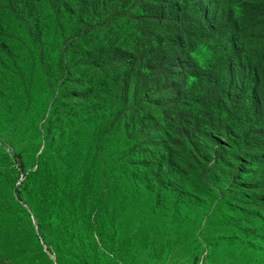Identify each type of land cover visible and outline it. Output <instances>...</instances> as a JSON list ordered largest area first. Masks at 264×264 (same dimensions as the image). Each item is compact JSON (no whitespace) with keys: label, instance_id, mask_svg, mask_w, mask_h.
Listing matches in <instances>:
<instances>
[{"label":"rangeland","instance_id":"obj_1","mask_svg":"<svg viewBox=\"0 0 264 264\" xmlns=\"http://www.w3.org/2000/svg\"><path fill=\"white\" fill-rule=\"evenodd\" d=\"M212 1L174 95L146 0H0V264H264V34Z\"/></svg>","mask_w":264,"mask_h":264},{"label":"trees","instance_id":"obj_2","mask_svg":"<svg viewBox=\"0 0 264 264\" xmlns=\"http://www.w3.org/2000/svg\"><path fill=\"white\" fill-rule=\"evenodd\" d=\"M80 2L86 0H79ZM119 0H103V11L104 13L109 12L114 8V5L118 3ZM145 1V0H144ZM141 6V12L137 15L140 25L144 21L152 20L153 23H157L158 33L151 40L153 45L159 43L162 46L160 53L154 52L155 55L149 56L150 61L146 64L148 71L152 72L156 79L155 85L161 86L162 92H173L174 95L181 93L188 85L189 81V69L185 65L171 64V60L176 56L177 52L182 51V49H188L195 46L200 42V33L210 29L214 31V25L216 23L212 22V18L215 19L213 14L214 3L212 0H194L190 5V1H187L184 9L178 10L176 5L172 4L170 0H146ZM244 4H252L254 12L252 13V18L255 20H250L248 25L253 31L252 36L260 37L264 34V0H238ZM235 0H224L220 5V10L227 13L229 8L233 6ZM194 4V5H193ZM220 4V3H219ZM190 5V6H188ZM193 5V7H191ZM149 6V7H148ZM249 6V5H248ZM151 9H155L153 12H148ZM188 12V17L186 13ZM192 13L189 16V13ZM181 17L178 18V14ZM234 13V10H232ZM198 14L201 19H198ZM230 24V23H229ZM246 25V27H249ZM226 25L223 24L220 30H225ZM262 33H258L261 32ZM229 32V31H227ZM187 37L189 44L184 43V38ZM186 52V51H185ZM190 57V56H189ZM160 71V74L158 72ZM157 72V73H154ZM188 73V76H186ZM254 72H252L253 74ZM183 74L182 78L181 75ZM159 78V79H158ZM183 79H185L183 85ZM182 82V83H180Z\"/></svg>","mask_w":264,"mask_h":264}]
</instances>
